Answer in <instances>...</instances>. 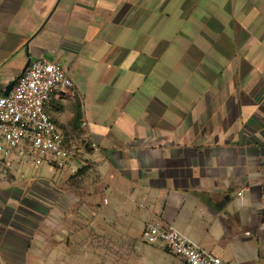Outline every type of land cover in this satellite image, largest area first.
I'll use <instances>...</instances> for the list:
<instances>
[{
    "label": "crops",
    "instance_id": "obj_1",
    "mask_svg": "<svg viewBox=\"0 0 264 264\" xmlns=\"http://www.w3.org/2000/svg\"><path fill=\"white\" fill-rule=\"evenodd\" d=\"M43 56L75 83L66 142L101 150L93 175L0 168V264H160L153 220L264 264V0H0V94Z\"/></svg>",
    "mask_w": 264,
    "mask_h": 264
},
{
    "label": "built area",
    "instance_id": "obj_2",
    "mask_svg": "<svg viewBox=\"0 0 264 264\" xmlns=\"http://www.w3.org/2000/svg\"><path fill=\"white\" fill-rule=\"evenodd\" d=\"M74 87L60 58L43 56L31 61L8 95L0 94V168L12 169L18 164L22 177L24 169L41 166L76 175L90 152L101 150L91 133L86 140L89 151L69 145L54 118L56 99ZM82 124L88 126L87 121ZM142 238L181 257L186 264H230L172 223L150 221Z\"/></svg>",
    "mask_w": 264,
    "mask_h": 264
},
{
    "label": "rangeland",
    "instance_id": "obj_3",
    "mask_svg": "<svg viewBox=\"0 0 264 264\" xmlns=\"http://www.w3.org/2000/svg\"><path fill=\"white\" fill-rule=\"evenodd\" d=\"M83 147H85L86 150H88V144H87V141L84 140L83 141ZM89 151V150H88ZM94 162L92 160H88L86 165H85V168H87L90 172V174H95L94 173ZM19 168V167H18ZM17 168V169H18ZM51 168L48 167V166H41V167H38L36 169H27L26 172H27V177L26 179H30L32 178L33 176L35 177H39L41 179H46V178H49V177H54L55 176H60V175H64V172H57L55 170L52 171V169L50 170ZM87 170V171H88ZM52 171V172H51ZM16 175H18V171L15 169L13 171ZM82 172V170L80 171V173ZM0 176L3 180L5 181H8L9 183H14V181L16 180L15 179V176H12L10 174V172L8 171H4V170H0ZM25 178H23V180H26ZM44 185V183H42ZM41 194L40 191L37 192V196H39ZM82 205L80 206H77V209H79V207H81ZM46 208L48 206H45ZM58 207V206H57ZM50 209V208H48ZM55 209V208H53ZM57 209V208H56ZM138 242H139V245L140 247L142 248L143 251L149 249L153 252H159V254H162L164 255V261L160 264H185V262L177 255L169 252L167 249L165 248H160L158 246H155V245H151V244H147L146 242H144L143 238H142V235H140V233H138ZM101 249V253H104V254H107V253H110V249H112V247H108V246H102L100 247ZM117 249V253H122V254H125V252L127 251L125 247H116ZM119 250V252H118ZM143 251H140V250H136L137 253H143ZM80 254V253H79ZM87 254V253H86Z\"/></svg>",
    "mask_w": 264,
    "mask_h": 264
},
{
    "label": "water",
    "instance_id": "obj_4",
    "mask_svg": "<svg viewBox=\"0 0 264 264\" xmlns=\"http://www.w3.org/2000/svg\"><path fill=\"white\" fill-rule=\"evenodd\" d=\"M31 61H32V59L29 58V60H28V62L26 63V65H25V67H24L22 73L25 72V71L27 70V68L29 67ZM19 77H20V76H19ZM19 77H18V78H19ZM18 78H17V79H18ZM17 79H15L14 81H12V82L6 87L5 92H4L5 95H8V94L10 93V91L13 89L14 85L16 84Z\"/></svg>",
    "mask_w": 264,
    "mask_h": 264
},
{
    "label": "trees",
    "instance_id": "obj_5",
    "mask_svg": "<svg viewBox=\"0 0 264 264\" xmlns=\"http://www.w3.org/2000/svg\"><path fill=\"white\" fill-rule=\"evenodd\" d=\"M79 109H80V107H79ZM81 116V110H79V112H78V117H80Z\"/></svg>",
    "mask_w": 264,
    "mask_h": 264
}]
</instances>
